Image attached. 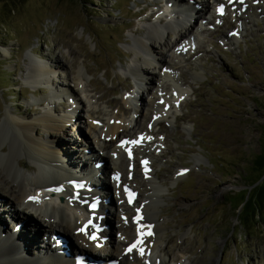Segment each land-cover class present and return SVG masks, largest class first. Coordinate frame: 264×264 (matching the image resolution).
<instances>
[{
  "label": "rangeland",
  "instance_id": "obj_1",
  "mask_svg": "<svg viewBox=\"0 0 264 264\" xmlns=\"http://www.w3.org/2000/svg\"><path fill=\"white\" fill-rule=\"evenodd\" d=\"M182 1L180 4L184 5L186 2ZM196 1L199 11H190L186 6L174 16L181 25L179 31H184L186 20L190 24L195 22V39H191L188 46L185 44L188 51L176 60L186 93L178 107L171 109L167 122L152 125V108L143 105L148 100L149 89L157 85V80L161 94L162 91L169 93L171 86L169 82H161V78L151 80V71L140 62L143 56L137 43L143 40L150 22H166L165 18L149 17L155 10L163 14V3L152 0H0V127L6 112L25 121L48 111L54 116H64L75 110L76 120L64 122L63 131H48V134L60 146H71L76 153L82 149L88 153L87 142H93L85 129L88 115L101 124L110 116H117L131 128L134 111L140 105L147 121L141 123L139 130L150 132L158 144L146 145L143 150L133 149V165L129 168V163L123 161L120 171L129 172V189L137 193L139 205L144 201L148 181L143 180L138 161L142 157L149 160L162 190V200L155 214L162 226V248L164 253L168 252L167 264H176L173 257L179 252H185L182 257L195 264H264V209L260 221L253 223L249 232L241 230L237 219L241 199L238 192L242 191L245 199L257 193L251 190L255 184H250L261 173L250 165L257 155L264 154V13L248 19L241 14L244 11L239 6L230 8L222 2L225 15L216 20L212 17L215 5L212 0ZM258 4L254 1L255 6ZM142 9L148 10L142 13ZM203 18L209 21L203 22ZM163 37L174 40L170 32L165 31ZM170 59L166 57L167 62ZM34 61L53 69V83L58 89H73L75 95H59L54 99L58 93L50 84L45 85L43 80L41 84L32 81L28 75ZM59 61L63 69L55 68ZM139 66L143 77L148 78L147 83L137 76H142ZM77 71L82 75L85 97L66 78V73ZM74 96L81 102L79 109ZM43 98L46 101L43 102ZM47 103H51V109ZM45 131L42 127L34 128L36 136H46ZM127 133L123 135H131ZM17 143L14 133H7L4 148L7 150L9 145ZM92 146L96 147L93 143ZM124 154L125 150L119 155L118 163L120 159L125 160ZM87 156L84 154L82 160H89L92 155ZM20 161L25 164L21 174L28 185L44 175L53 176L50 172L38 174L37 168L34 172L26 170L28 166L35 167L34 160L27 155H22ZM183 171L180 178L172 181L176 173ZM0 175H5L1 163ZM263 178L264 175L258 183ZM98 179L92 181L98 186L93 189L91 185V194L100 188ZM114 191L115 188L113 191L105 189L104 193L111 197L106 203L113 201L118 206L117 201L122 200L123 195L120 190H116V195ZM22 212L25 210L17 204L14 212L0 213L3 221L0 228L4 232L0 239L5 241L6 231L16 228L20 223L16 222L17 218H25L28 223L23 226L30 223L29 226L36 229H30L28 235L21 231L15 242L30 247L29 252L34 255L35 249H40L44 255L51 256L50 248L45 247L49 243L45 244L41 237L44 230L32 224L31 216ZM133 212L130 207L124 213ZM103 214L106 213L103 211ZM117 217L118 214L108 222L109 231L115 230L116 222L121 224ZM39 218L43 222L42 216ZM50 224L56 228L57 223L51 221ZM125 233L130 234V231ZM53 237L56 236L52 235L49 240ZM132 237L130 235L126 243ZM34 241L36 247L42 245L32 248ZM106 246H111L109 240ZM103 249L95 250L92 256L103 259V254H99ZM70 253L74 255L76 250ZM112 258L116 260L115 256ZM142 262L140 260L139 264Z\"/></svg>",
  "mask_w": 264,
  "mask_h": 264
},
{
  "label": "bare ground",
  "instance_id": "obj_2",
  "mask_svg": "<svg viewBox=\"0 0 264 264\" xmlns=\"http://www.w3.org/2000/svg\"><path fill=\"white\" fill-rule=\"evenodd\" d=\"M184 1L186 3L181 5L180 3H183L182 0H154L155 3L161 2L165 6V12H163L161 18H165L166 20L168 16L170 19L166 20L165 23L160 22L156 24V22H150L146 27L143 40L137 43L140 55L143 56V58H140V62L142 65L147 66L146 70L151 71V80L154 81L155 77L161 78V82H169L171 86L169 93L162 91L161 94V91H159L161 90L159 89L161 86H159L157 80V85L149 89L150 92L147 96L148 100L144 101L143 105L144 108L146 105L152 108L154 116L152 125H156L160 121L168 120V115L172 111L171 109L178 107V103L183 99V95L186 93L182 88L183 79L181 74H179L181 70L176 60L179 61L185 55V51H188V49L185 48V44L188 46V42L194 38L193 29L195 27V22L192 21L190 24L187 23L186 20L184 31H179L181 25L175 21L174 16L177 11L186 8V6L190 11H196L195 9L199 11L200 9L198 8L200 6L196 0L192 3L189 2L190 0ZM212 1V3L221 2V0ZM223 1L230 8L239 6L240 10L243 9L244 11L240 13L247 16L248 19H252L257 14L264 13V0H257L259 3L257 6L254 5V1L256 0H244L243 4H241L239 0ZM153 5L155 6V4ZM148 6L145 8H149ZM217 7L218 5L216 3L214 5V10H216ZM206 9L208 8L204 10ZM160 13L158 16H160ZM149 17L151 18L152 16L150 15ZM203 22H207V19L203 18ZM165 31L174 35L173 41L168 37H163ZM166 54L168 57H171L169 62L166 61ZM34 62L32 70L30 69L28 75L29 78L35 83H40L43 80L45 85L50 84V86L56 90L55 93H58V95H54V99L60 96L69 97L70 95H75L73 89L65 90L57 88L58 86L53 83V75L55 76V72L52 68L47 69L43 64L41 65V62ZM58 63L59 64L55 68H62L63 63H61V61ZM163 67L164 72L162 71ZM139 73H141L142 76H140V74H137V76L139 78L141 77L140 79L147 83L148 78L145 79L143 77L144 72L140 66ZM67 77L73 86L79 90V93L85 97L82 87V75L80 72L66 73V78ZM86 98L88 99V97ZM41 100L43 102L46 101L44 98ZM73 100H76V104L78 105L77 108L79 109V103L81 102L79 99L77 101L75 96ZM47 105L50 106L51 109V103H47ZM144 108L138 105V108L134 111L135 116L132 118L134 125L131 128L129 127L130 124L124 119L120 120L117 116H110L101 124V122L94 121L93 118L88 115V122H86L85 129H87L88 134L91 136L90 139L96 147L94 148L91 142H87V152L92 156H89V160L84 159V161L82 160L84 154L85 156L88 154L85 150L82 149L79 153H76V149L71 146H60L59 143L53 140V137L48 134V131H63L65 129L63 126L64 122H71L72 118L76 120L75 117H77V115L75 114V110L68 111V114L64 116H54L51 111H48L41 116L25 121L18 119L11 113H5L2 126L0 127V163L2 164L5 174L0 175V190L3 193V199L0 200V213L2 215H7L14 212L17 204L22 207L25 210V212L22 213H27L31 216L30 222L44 230V232L42 231L43 234L41 233V237L45 244L49 243V245L45 246L44 244V246L50 248L52 257L50 254L44 255L43 250L40 249H35L37 253L34 255L32 252H29L30 247L25 244L21 246L15 242L20 238L21 231L24 230L22 234L28 235L31 233L30 229H36L34 226H29V223L27 226L22 225L23 227L21 226L19 230L15 228L14 230L6 231L5 234L7 237L4 240L7 242L0 239V264H45L44 262H49L50 264H75L73 260L71 262L69 257L65 255V252L70 253L74 250H76V254L74 253L75 255L86 254L84 264H87L89 261H92V264H96V261L99 260L104 261V264H107L108 261H113L114 263L112 264H139L140 260L144 261L142 264H167L165 255H167L168 252L164 253V248H162L164 243L162 241V226L157 222L155 214V209L162 200V190L161 186L156 183L157 177L153 175V171L147 167H140L143 180L148 181V190L146 186L144 190V201L142 203L139 202V205L138 201L135 200L132 206H128L123 197L122 200L119 199L117 201L118 206L113 204V201L112 203H106L109 199L111 200V197L104 193L105 189L113 191L115 188L114 194L116 195V190L123 191V187L127 189L126 186H129V172L126 170L125 173H123L120 169L123 161H127L129 163L128 165H133L135 156L132 160H127L124 157L125 160L120 159L118 163L117 161L122 151L125 150V153H127L135 148L143 150L146 145H153L155 142L158 144L150 135V132L147 130H139L141 123L147 121L145 120ZM111 119H113V121H111ZM117 119L120 121L116 123L115 120ZM35 127H42L46 130V136H36L34 133ZM9 132L14 133L18 143L16 145H9L6 150L4 148V142ZM127 132L131 135H123ZM119 135L123 136L115 140ZM83 137L87 139L85 133ZM141 137H144V139H141ZM149 137L150 139H148ZM122 139L128 143L119 144V141ZM132 141H137V143H131ZM95 151H97L96 155H94ZM22 155H27L30 160L32 159L35 162V167L28 166L26 170L34 172L37 168L38 174L50 172L53 176H41L42 178H36L31 185H28L27 180L21 174V168L25 166V164L20 161ZM141 159L148 160L147 157H142ZM98 163H101L99 168L96 166ZM71 170H73V172ZM184 173L185 171L176 173L172 181H176L181 177L180 174ZM96 178H99L98 183L100 184V188L98 189H102V194H98L99 196L96 195L97 193L91 194L84 191L91 188V185L93 189L97 188V186L92 184V181ZM71 181L74 182V185L70 183ZM111 185L112 188H110ZM127 192L130 191L127 190ZM93 202L98 208H89V204ZM130 207L134 212L132 214H125L124 212H127ZM103 211L106 214H103ZM117 214L121 224L119 225V222H116L117 225L115 230L109 231L108 222H110L111 218L114 219ZM39 216H42V219H44L43 222L40 220ZM128 216L130 218L129 220ZM88 220H92L93 223L84 232L81 231V225ZM17 221L20 223L23 222L24 224L28 223L25 218H17L16 222ZM51 221L55 224L57 223L56 228L51 227ZM8 223H10V221H8ZM13 223H15L14 220ZM102 224H104L103 228L101 227ZM55 230L58 232L54 233ZM143 230H148L150 232L149 237L144 236L142 233ZM108 231L110 233L109 236L106 237L105 234H107ZM126 231H130V234L125 233ZM1 233L4 232H2L0 228V235ZM52 235L56 237L49 240ZM130 235H133V239L139 237L141 239L133 251L124 254L123 250L128 244L126 240ZM58 237L60 238L58 239ZM107 240L111 242V246L109 247L106 246ZM6 243H8V245ZM41 245L42 243L36 247L34 241L32 248H39ZM104 246H106L105 249H103ZM122 247L123 249L121 250ZM100 249H103L99 252V254H103V259L92 256V254H95V250L99 251ZM58 252H60V254H57ZM183 253L185 252H179V254L177 253L174 255L173 259L176 261V264H195V262L184 259L182 256L185 254ZM56 254L57 257L55 256ZM112 256H115L116 260H114ZM86 260L89 261L86 262Z\"/></svg>",
  "mask_w": 264,
  "mask_h": 264
},
{
  "label": "trees",
  "instance_id": "obj_3",
  "mask_svg": "<svg viewBox=\"0 0 264 264\" xmlns=\"http://www.w3.org/2000/svg\"><path fill=\"white\" fill-rule=\"evenodd\" d=\"M250 168L258 173H261V175L257 176V178L250 184V186L255 184V186L251 189L254 192L257 190L255 195H249L245 199L243 192H238L241 195V199L239 200L237 206V209H239L237 219L241 230L245 233L250 231V227L253 223L260 221L262 211L264 209V178L260 183H258V180L264 175V154L257 155L250 165Z\"/></svg>",
  "mask_w": 264,
  "mask_h": 264
},
{
  "label": "snow or ice",
  "instance_id": "obj_4",
  "mask_svg": "<svg viewBox=\"0 0 264 264\" xmlns=\"http://www.w3.org/2000/svg\"><path fill=\"white\" fill-rule=\"evenodd\" d=\"M239 2H240L241 4H243V3H244V0H239ZM220 11H221V13H222V12H223V8H221ZM233 34H234V33H233ZM141 139H144V137H141ZM148 139H150V137H149ZM124 143H128V142H124ZM131 143H137V141H132ZM145 163H147V162L145 161ZM125 191H127V189H125ZM132 195H133L132 193H129V197H130L129 202H131V196H132ZM137 243H139V241H138ZM132 247H136V245L134 244ZM129 251H131V248L129 249Z\"/></svg>",
  "mask_w": 264,
  "mask_h": 264
}]
</instances>
